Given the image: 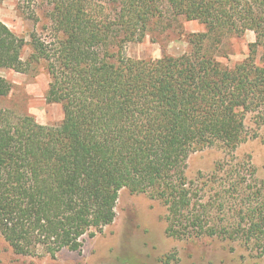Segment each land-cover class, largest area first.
<instances>
[{
	"label": "trees",
	"instance_id": "16d2710c",
	"mask_svg": "<svg viewBox=\"0 0 264 264\" xmlns=\"http://www.w3.org/2000/svg\"><path fill=\"white\" fill-rule=\"evenodd\" d=\"M26 1L49 7V36L26 40L0 20V68L24 73L43 62L45 98L61 105L63 118L46 126L0 108V235L12 250H79L84 236L113 221L123 188L162 202L168 236H219L264 249V204L244 207L242 195L231 201L245 184L240 167L219 165L227 180L215 173L202 183L227 200H203L206 189L185 172L192 152L221 145L233 153L264 124V0ZM163 16L205 30L185 35L178 56H126L125 45L142 41ZM246 31L255 40L243 60L215 59L211 50L225 35ZM10 89L0 77V97ZM229 202L238 220L227 223L219 212Z\"/></svg>",
	"mask_w": 264,
	"mask_h": 264
},
{
	"label": "rangeland",
	"instance_id": "374dc122",
	"mask_svg": "<svg viewBox=\"0 0 264 264\" xmlns=\"http://www.w3.org/2000/svg\"><path fill=\"white\" fill-rule=\"evenodd\" d=\"M48 10L49 7L41 1L32 4L26 0H2L0 20L26 40L30 39L31 33L46 39L49 36L45 28ZM154 20L156 22L150 25L142 41L125 45L126 56L137 59L159 58L164 54L178 56L187 49L185 35L205 30L198 21H188L181 16H163ZM254 40L252 31L237 36L225 35L211 51L217 61L232 66L247 56L248 45ZM261 52L258 49V57ZM29 53L27 45L22 53L23 59ZM0 77L11 85L9 93L0 97V108L29 114L37 123L46 126H57L61 122V105L45 98L50 79L43 62L24 73L0 68ZM247 126L251 130L254 128L250 118ZM255 131L257 136L242 142L233 153H228L221 145L192 152L186 160V176L200 187L215 173L217 181L221 177L227 180V175L218 171V167L235 164L244 171L245 184L241 186L239 196L230 192L234 195L231 201L239 202L242 195L240 203L244 207L264 204V124ZM210 184L213 185L203 186L206 189L200 194L203 200L216 197V194L224 195L217 196V200L229 199L225 193H218L217 188L209 189ZM253 191L258 193L250 195ZM230 204L219 212L227 223L238 220L228 210ZM114 210L113 221L94 236H84L82 246L76 251L62 249L53 256L17 254L0 235V264H264L261 243H245L219 236H168L165 233L166 208L147 193L121 189Z\"/></svg>",
	"mask_w": 264,
	"mask_h": 264
}]
</instances>
